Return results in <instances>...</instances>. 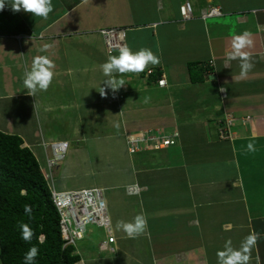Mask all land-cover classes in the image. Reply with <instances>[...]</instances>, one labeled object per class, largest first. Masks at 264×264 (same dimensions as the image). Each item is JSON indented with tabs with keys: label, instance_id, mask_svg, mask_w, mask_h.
Returning <instances> with one entry per match:
<instances>
[{
	"label": "crops",
	"instance_id": "0c3cea01",
	"mask_svg": "<svg viewBox=\"0 0 264 264\" xmlns=\"http://www.w3.org/2000/svg\"><path fill=\"white\" fill-rule=\"evenodd\" d=\"M186 2L189 20L180 15ZM52 3L47 20L0 11V131L22 140L55 191H102L114 243L88 227L75 246L79 264H217L226 240L239 247L253 229L261 238L250 264L257 255L264 264V0ZM211 7L222 15L202 20ZM108 29L124 30L128 47L149 48L160 63L124 74L127 85L101 96L100 64L118 54L107 52L99 34ZM245 31L253 46L242 51L254 67L241 77L226 54ZM38 56L53 62L54 77L33 97L20 77ZM192 63L209 70L202 82L190 81ZM227 115L237 119L231 141L218 138ZM155 130L177 143L128 153L126 138ZM53 142H67L68 150L47 170ZM136 215L147 228L128 238L117 223ZM101 244L115 252L100 253Z\"/></svg>",
	"mask_w": 264,
	"mask_h": 264
},
{
	"label": "trees",
	"instance_id": "16d2710c",
	"mask_svg": "<svg viewBox=\"0 0 264 264\" xmlns=\"http://www.w3.org/2000/svg\"><path fill=\"white\" fill-rule=\"evenodd\" d=\"M188 69L192 83L202 82L209 71L195 63ZM22 145L18 136L0 131V264H23L24 253L33 245L39 249L37 264H79L75 246L64 247L61 239L50 185ZM25 204L32 206L31 218L23 211ZM21 222L33 230L31 243L21 239Z\"/></svg>",
	"mask_w": 264,
	"mask_h": 264
},
{
	"label": "clouds",
	"instance_id": "9594fccd",
	"mask_svg": "<svg viewBox=\"0 0 264 264\" xmlns=\"http://www.w3.org/2000/svg\"><path fill=\"white\" fill-rule=\"evenodd\" d=\"M5 7H8L13 12L22 10L25 13H31L33 18H40L42 20H47L49 13L53 12L52 0H0V11H3ZM221 15L222 13L220 12L219 16ZM124 37L125 34L121 33L120 38L124 39ZM252 46L253 41L250 38V34L245 31L233 37L231 51L226 54L228 62L232 60H237L239 62L241 77L246 76L254 67L250 60V54L242 51ZM159 63L160 57L154 54L151 49L140 48L139 50L133 51L124 43V45L118 47V54H110L108 58L100 64V70L104 79L99 84L100 90L98 92L101 96L106 95V89L116 92L127 85V82L123 79L124 74H139L145 71L146 68H149V66L155 67ZM53 68V62L47 57H35L31 67L27 68L20 77L21 87L26 90V94L34 97L39 92L47 91L54 77ZM101 83L103 86H100ZM220 91L223 92L224 88H221ZM247 147L249 150H254L252 143H249ZM24 191L25 190H22V193ZM23 211L31 218V205L25 204ZM117 228L121 229L128 238L134 239L147 228V218L144 215H136L131 222H118ZM19 229L21 232V239L26 243H31L34 233L30 226L21 222L19 224ZM260 238L261 234L253 229L240 243L239 247H233L231 239L226 240L223 249L218 250L216 253L217 264H250L252 251ZM40 240L41 242L43 241V236L40 237ZM38 253L39 249L35 245L31 246L29 250L24 253L23 264H37L36 258ZM256 264H260L258 255L256 257Z\"/></svg>",
	"mask_w": 264,
	"mask_h": 264
},
{
	"label": "built area",
	"instance_id": "2783aa9c",
	"mask_svg": "<svg viewBox=\"0 0 264 264\" xmlns=\"http://www.w3.org/2000/svg\"><path fill=\"white\" fill-rule=\"evenodd\" d=\"M182 19L189 20L192 18V9L189 3L180 6ZM220 12L215 8H208L200 14V18L218 17ZM121 33L124 30L113 29L100 31L108 53L118 51V47L124 45V39H121ZM150 72H148L149 74ZM159 87H163L165 80L157 82ZM237 119L233 115H227L220 122L218 128V138L220 140H232L230 127ZM245 122L249 117L238 118ZM174 137H166L159 132L145 134H133L128 137L127 151L130 155L143 150H160L174 144ZM50 150L51 158L46 159L48 170L54 169L65 157L68 150L67 142H53L47 147ZM50 183V182H49ZM50 185L51 202L59 218V231L61 239L66 246H76V243L83 239L86 229L90 226L102 228L107 234V243H114L113 236H110L109 220L106 212V206L102 197V191L98 188L82 189L78 191L57 192L53 185ZM100 250H106L104 244L99 246ZM112 248L109 249L111 251Z\"/></svg>",
	"mask_w": 264,
	"mask_h": 264
},
{
	"label": "rangeland",
	"instance_id": "374dc122",
	"mask_svg": "<svg viewBox=\"0 0 264 264\" xmlns=\"http://www.w3.org/2000/svg\"><path fill=\"white\" fill-rule=\"evenodd\" d=\"M108 30H113V29H108ZM108 30H106V31H108ZM113 52H118V51H113ZM113 52H111V53H113ZM156 131V130H155ZM157 132V131H156ZM141 134H145V133H141ZM127 140H128V138H126V145H127ZM174 140V139H173ZM177 142H176V140L174 141V144L173 145H171V146H174L175 144H176ZM171 146H168V147H171ZM166 148V147H165ZM164 149V148H163ZM149 151H157V150H149ZM48 152H49V155H48V158L50 157H52L51 156V154H50V150H48ZM142 152V151H141ZM143 152H146V150H143ZM62 162V161H61ZM48 170V169H47ZM114 238V237H113ZM109 249L110 248H106V250H100V253H104V254H110V255H112L115 251L112 249L111 251H109Z\"/></svg>",
	"mask_w": 264,
	"mask_h": 264
}]
</instances>
